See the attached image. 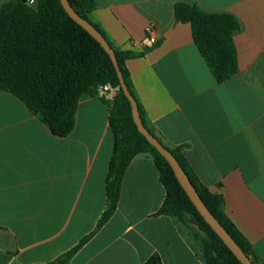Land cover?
<instances>
[{
  "label": "crops",
  "instance_id": "obj_1",
  "mask_svg": "<svg viewBox=\"0 0 264 264\" xmlns=\"http://www.w3.org/2000/svg\"><path fill=\"white\" fill-rule=\"evenodd\" d=\"M95 2L92 23L115 48L139 54L126 68L148 127L164 145L181 148L264 262V0ZM180 2L238 18L233 77L216 80L191 24L176 18ZM114 148L101 98L81 97L75 126L61 137L0 89V264L50 263L87 236L69 264H144L154 254L164 264H206L177 220L157 214L166 189L149 153L132 159L117 209L97 229Z\"/></svg>",
  "mask_w": 264,
  "mask_h": 264
},
{
  "label": "trees",
  "instance_id": "obj_2",
  "mask_svg": "<svg viewBox=\"0 0 264 264\" xmlns=\"http://www.w3.org/2000/svg\"><path fill=\"white\" fill-rule=\"evenodd\" d=\"M69 1L80 16L92 23L89 16L96 7L95 0ZM175 15L178 20L191 24L195 43L219 83L238 73L234 35L241 29V23L236 16L206 12L198 6L181 2L175 5ZM92 24L106 37L98 25ZM111 46L126 84L135 96L126 61L139 54ZM107 84L117 88L112 102L101 95V87ZM0 89L21 99L54 134L61 137L73 130L81 97H99L109 105L115 148L107 178V207L97 229L103 227L115 213L123 177L132 159L139 153H149L166 189L165 200L157 214L179 221L188 215L191 217V221L206 234L201 244L206 264H243L197 210L168 160L138 130L131 103L121 88L109 54L67 13L61 0H34L33 4L27 0H11L0 8ZM135 99L143 122L149 128L144 110L136 96ZM166 147L189 175L211 212L254 264H264L227 218L222 196L211 193L198 180L180 147ZM89 238H83L76 247L46 264H69L72 256ZM144 264L164 263L160 255L154 254Z\"/></svg>",
  "mask_w": 264,
  "mask_h": 264
},
{
  "label": "water",
  "instance_id": "obj_3",
  "mask_svg": "<svg viewBox=\"0 0 264 264\" xmlns=\"http://www.w3.org/2000/svg\"><path fill=\"white\" fill-rule=\"evenodd\" d=\"M61 3L67 13L80 24L85 30H87L105 49L109 54L114 67L117 71L121 88L125 96L129 99L132 106V115L134 122L138 130L146 136L148 141L156 147L159 152L168 160L170 163L179 183L184 188L188 196L190 197L193 204L196 206L197 210L206 220V222L211 226V228L219 235V237L226 243L234 255L243 264H254L252 259L246 254L243 248L236 242L233 236L228 232V230L223 226V224L218 220V218L211 212L208 206L205 204L197 189L195 188L193 182L191 181L189 175L183 169L174 154L155 136L149 128H147L143 122L141 112L135 96L131 93L126 81L124 79L123 73L119 66L115 50L111 46L110 42L106 37L87 19L77 13L74 7L71 5L69 0H61Z\"/></svg>",
  "mask_w": 264,
  "mask_h": 264
},
{
  "label": "rangeland",
  "instance_id": "obj_4",
  "mask_svg": "<svg viewBox=\"0 0 264 264\" xmlns=\"http://www.w3.org/2000/svg\"><path fill=\"white\" fill-rule=\"evenodd\" d=\"M181 227L185 230L188 236L198 244L201 248L202 241L206 239V234L202 232L198 226L191 221V217L188 215L183 221L177 220Z\"/></svg>",
  "mask_w": 264,
  "mask_h": 264
},
{
  "label": "built area",
  "instance_id": "obj_5",
  "mask_svg": "<svg viewBox=\"0 0 264 264\" xmlns=\"http://www.w3.org/2000/svg\"><path fill=\"white\" fill-rule=\"evenodd\" d=\"M27 1H28L29 4H33L34 3V0H27ZM150 41L154 42L155 39L152 37L150 39ZM101 92L104 93V94H108L110 98L114 99V97L117 94V88H114V87L110 86L109 84H107V85L101 87Z\"/></svg>",
  "mask_w": 264,
  "mask_h": 264
}]
</instances>
